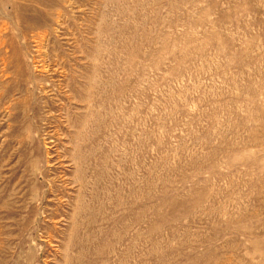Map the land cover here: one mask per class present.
<instances>
[{"label": "rangeland", "instance_id": "1", "mask_svg": "<svg viewBox=\"0 0 264 264\" xmlns=\"http://www.w3.org/2000/svg\"><path fill=\"white\" fill-rule=\"evenodd\" d=\"M0 264H264V0H0Z\"/></svg>", "mask_w": 264, "mask_h": 264}]
</instances>
